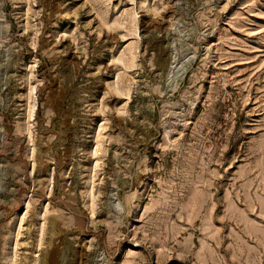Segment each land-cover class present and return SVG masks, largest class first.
Here are the masks:
<instances>
[{"label": "rangeland", "instance_id": "obj_1", "mask_svg": "<svg viewBox=\"0 0 264 264\" xmlns=\"http://www.w3.org/2000/svg\"><path fill=\"white\" fill-rule=\"evenodd\" d=\"M0 264H264V0H0Z\"/></svg>", "mask_w": 264, "mask_h": 264}]
</instances>
